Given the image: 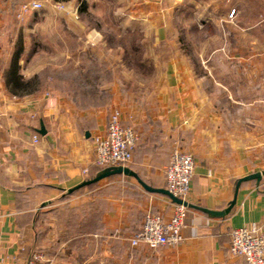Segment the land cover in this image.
<instances>
[{"label": "crops", "instance_id": "crops-1", "mask_svg": "<svg viewBox=\"0 0 264 264\" xmlns=\"http://www.w3.org/2000/svg\"><path fill=\"white\" fill-rule=\"evenodd\" d=\"M28 1L0 0V260L26 264L39 251L46 264H247L231 254L230 244L233 228L255 223L264 231V174L238 188L240 179L264 171V33L247 32L264 21L228 17L233 9L238 14L252 8L264 12V0H179L178 7L169 5L164 31L178 25L181 39L227 21L263 47L206 52V57L232 59L227 65L242 73V81L227 87L213 82L228 90L225 103L206 96L200 81L193 96L184 91L192 85L186 80L170 82L178 96L165 99L153 124L146 122L133 95L124 96L116 86L108 102L83 105L69 91H59L55 81L47 84L41 74L56 65L53 54L41 47V10L22 11ZM220 11L228 12L227 18ZM72 55L67 50V62ZM192 55L178 50V56ZM179 67L189 71L183 63ZM232 87L242 91L236 95ZM114 109L139 133L126 166L149 186L166 188L164 145L194 157L184 240L178 245H131L129 239L147 213L169 217L173 207L169 196L147 190L134 176L113 175L71 194L97 176L94 136L106 132ZM43 126L45 133L40 132ZM234 201L225 215L211 213Z\"/></svg>", "mask_w": 264, "mask_h": 264}, {"label": "rangeland", "instance_id": "rangeland-1", "mask_svg": "<svg viewBox=\"0 0 264 264\" xmlns=\"http://www.w3.org/2000/svg\"><path fill=\"white\" fill-rule=\"evenodd\" d=\"M42 1L45 5L41 10L44 21L41 47L53 54L52 62L56 65L41 74L44 81L47 84L55 81L59 91H69L83 105L108 102L112 87L116 86L124 96L125 93L133 95L139 109L146 114V122L151 124L158 120L165 99L175 100L178 96L177 89H169L170 82L186 80L192 85L184 91L193 96L197 91L195 83L200 81L206 96H218L226 102L228 90L213 82L236 86L243 75L235 72L237 68L232 64L228 67L227 62L232 59L206 57V52L216 48L226 52L263 47L260 42L253 43L255 37L243 36L246 31L227 21L220 22L218 27L210 25L209 31L189 32L187 40L181 39L183 33L178 25L164 31L162 19L168 17L169 5L178 7L179 0H86L87 13L84 14L79 13V0ZM55 3L64 6L54 7ZM227 13L220 11L219 15L227 18ZM262 14L258 8H252L239 14L235 12L228 19L246 15L262 18ZM48 18L52 23H47ZM247 32L264 33V23ZM179 49L195 55L178 56ZM67 50L73 53L69 62L66 61ZM180 63L189 67V71L180 69ZM229 89L236 95L242 91V88ZM159 125L161 127V123ZM163 147H167L169 163L176 147Z\"/></svg>", "mask_w": 264, "mask_h": 264}, {"label": "built area", "instance_id": "built-area-1", "mask_svg": "<svg viewBox=\"0 0 264 264\" xmlns=\"http://www.w3.org/2000/svg\"><path fill=\"white\" fill-rule=\"evenodd\" d=\"M44 1L31 0L22 6L23 12L42 10ZM56 7L64 5L55 3ZM232 10L231 16L234 15ZM264 21V12L262 14ZM37 133L33 135V141L39 142ZM139 141V133L132 124L123 121L122 112L114 109L110 115L107 129L104 134L94 136L95 162L101 168L111 166H126L134 156ZM195 173V161L190 152L176 147L165 168L166 189L183 202L191 189V183ZM173 207L169 217L159 213H147L143 224L130 237L132 246L146 244L152 248L165 245H178L184 240L183 229L189 212V206L185 203L172 201ZM230 252L232 255L242 257L247 264H264V231L261 226L252 224L233 228L231 231ZM0 264H7L0 260ZM26 264H46L42 252L32 253Z\"/></svg>", "mask_w": 264, "mask_h": 264}, {"label": "water", "instance_id": "water-1", "mask_svg": "<svg viewBox=\"0 0 264 264\" xmlns=\"http://www.w3.org/2000/svg\"><path fill=\"white\" fill-rule=\"evenodd\" d=\"M44 131L45 130H44V126H43L42 129L40 130V132L41 133H45ZM117 174H124V175H128V176H134V177H136L140 181V183L147 190H150V191H153V192L163 193V194L169 196L172 199V201H174V202H177V203H182L183 202L181 199H179V198L175 197L173 194H171L166 188H153V187L149 186L148 184H146L139 177V175L134 170H132L130 167L124 166V165L111 166V167L104 168L95 178H92L90 180H86V181L82 182L81 184H79L75 188L71 189V191H73L75 189L82 188L84 186H87V185H90V184H93V183H96V182H98V181H100V180H102L104 178H107V177H110V176H113V175H117ZM263 174H264V171L263 172H257V173L251 174L249 176H246V177L240 179L239 182H238V188L241 185V183L243 181H245V180L258 179L260 181ZM183 203H185V204L188 205V203L186 201L183 202ZM234 203H235V201L232 203V205L229 208H227L224 211L211 212V213H214L216 215H225L226 213H228L231 210V208L234 205Z\"/></svg>", "mask_w": 264, "mask_h": 264}, {"label": "trees", "instance_id": "trees-1", "mask_svg": "<svg viewBox=\"0 0 264 264\" xmlns=\"http://www.w3.org/2000/svg\"><path fill=\"white\" fill-rule=\"evenodd\" d=\"M79 2H80L79 13H80V14L87 13V2H86V0H79ZM103 169H104V168H101V167H100V170H99L98 174H99ZM98 174H97V175H98ZM78 190H80V189H75V190H73V191L71 192V194L77 192Z\"/></svg>", "mask_w": 264, "mask_h": 264}]
</instances>
